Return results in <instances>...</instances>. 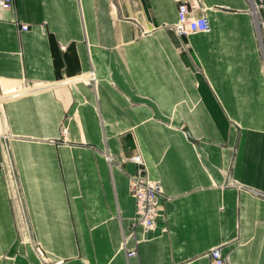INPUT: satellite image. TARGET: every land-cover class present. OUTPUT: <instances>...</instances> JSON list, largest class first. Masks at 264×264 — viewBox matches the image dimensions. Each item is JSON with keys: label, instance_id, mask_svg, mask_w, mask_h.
<instances>
[{"label": "crops", "instance_id": "obj_1", "mask_svg": "<svg viewBox=\"0 0 264 264\" xmlns=\"http://www.w3.org/2000/svg\"><path fill=\"white\" fill-rule=\"evenodd\" d=\"M182 1L210 33H175ZM254 2L14 0L0 10V90L18 95L3 102L12 170L0 147V264H214L215 248L225 264H264ZM136 154L164 189L150 231L129 193Z\"/></svg>", "mask_w": 264, "mask_h": 264}, {"label": "built area", "instance_id": "obj_2", "mask_svg": "<svg viewBox=\"0 0 264 264\" xmlns=\"http://www.w3.org/2000/svg\"><path fill=\"white\" fill-rule=\"evenodd\" d=\"M264 7V0H257L254 2L251 9V14L258 17L257 23L259 29H264L263 21L261 20V11ZM14 8V0H0L1 11H12ZM194 5L192 3L182 1L177 6V22L173 29L178 36H185L189 34H208L211 31L210 23L205 16L193 17ZM20 32L28 30L27 25L19 27ZM264 49V42L261 43ZM89 82L95 84V76L89 73ZM16 92H3L0 90V147L4 151L6 157L5 164L7 168H12L9 149V134L4 119L3 102L8 98L17 97ZM67 130L62 128V135L65 136ZM106 160L112 163V157L107 156ZM127 161L135 164L136 171L129 177V193L134 200L135 213L139 224L145 231H150L155 228L156 219L159 216L161 206L160 198L164 197L163 185L160 181H152L148 178L143 158L140 154L129 157ZM12 170V169H11ZM9 180L14 182V176L11 172ZM262 196V195H261ZM135 252H130L128 256L134 255ZM210 257L214 264H225L226 259L220 255L219 249L211 250Z\"/></svg>", "mask_w": 264, "mask_h": 264}]
</instances>
